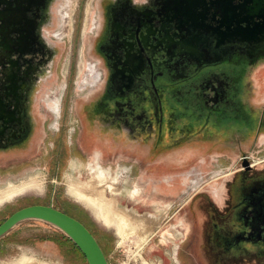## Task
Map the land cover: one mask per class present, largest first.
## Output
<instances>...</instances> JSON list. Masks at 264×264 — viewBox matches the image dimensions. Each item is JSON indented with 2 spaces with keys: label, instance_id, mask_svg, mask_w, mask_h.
I'll use <instances>...</instances> for the list:
<instances>
[{
  "label": "flooded vegetation",
  "instance_id": "flooded-vegetation-1",
  "mask_svg": "<svg viewBox=\"0 0 264 264\" xmlns=\"http://www.w3.org/2000/svg\"><path fill=\"white\" fill-rule=\"evenodd\" d=\"M54 2L0 0V174L9 172V163L23 164L37 134L35 104L60 53L50 34ZM224 2L98 0L88 43L91 66L77 82L81 87L95 80L76 111L79 157L88 147H99L100 159L102 148L110 147L128 162L147 165L180 150L239 155L220 205L197 192L186 209L179 208L188 222L181 264H264V169L254 171L244 150L261 146L264 135V99L255 81L264 66V33L255 29L261 13L243 0ZM229 16L238 20L225 22ZM65 24L70 26L68 15ZM246 29L257 30L255 38L238 36ZM215 31L234 38L208 56V35ZM53 99L56 115L65 113L54 95L48 110L53 113ZM53 144L61 162L60 139Z\"/></svg>",
  "mask_w": 264,
  "mask_h": 264
},
{
  "label": "rangeland",
  "instance_id": "rangeland-1",
  "mask_svg": "<svg viewBox=\"0 0 264 264\" xmlns=\"http://www.w3.org/2000/svg\"><path fill=\"white\" fill-rule=\"evenodd\" d=\"M97 1L74 0L71 9L68 0H55L53 4L50 34L60 53L52 79L42 87L35 104L37 134L25 153L23 164L9 163V172L0 174V190L9 183L20 185L31 179L38 180L40 187L22 191L0 203V222L22 207L50 204L89 226L103 243L108 264H181L179 245L188 222L179 208L186 204V209L197 192L209 195L220 205L224 188L234 175L231 172L240 167L236 164L239 155L180 150L147 165L128 162L110 147L102 148L105 150L102 159L98 158L99 147H88L82 157L76 154L80 144L76 137L80 128L76 111L95 83L94 80L81 87L77 84L81 74L91 66L88 43ZM67 15L69 27L65 24ZM255 81L258 96L263 100L264 66L255 71ZM52 95L59 99L60 108L66 107L65 113L59 110L55 116L48 110L46 103ZM58 138L65 154L57 163L52 146ZM259 144L255 148L244 147L253 159L256 172L264 169V135ZM105 172L112 175V182L104 181ZM225 173L230 175L224 177ZM71 185L82 186L95 197H101V185L109 190L122 186L118 207L124 211L132 208L138 214L155 213L159 221L153 234L141 244L134 234L121 238L117 223L104 222V208L77 199L70 193ZM60 234L57 228L39 220L22 222L0 240V264H21L27 259L32 260L31 264H83L79 256L60 245Z\"/></svg>",
  "mask_w": 264,
  "mask_h": 264
},
{
  "label": "water",
  "instance_id": "water-1",
  "mask_svg": "<svg viewBox=\"0 0 264 264\" xmlns=\"http://www.w3.org/2000/svg\"><path fill=\"white\" fill-rule=\"evenodd\" d=\"M225 4L231 5L233 0H225ZM244 5H256L259 6L260 14V24L255 23V29L259 26V32L264 33V0H243ZM253 10V9H252ZM256 12H258L256 10ZM233 19L229 16L225 18V22H231ZM246 22H252L253 18H245ZM240 21V20H239ZM258 32V33H259ZM254 33V34H253ZM238 35V34H237ZM237 35L235 36L237 38ZM257 35V30H245V33H241L238 36L244 37L246 40L255 38ZM234 38V35L227 33L222 34L221 32H212L208 35V56L210 54L211 48H219L224 43L229 42ZM212 46V47H211ZM214 59H208L211 62ZM246 165V161L244 163ZM28 220H39L48 223L55 228H57L61 233L68 237L79 249L86 259L87 264H108V261L102 252L100 246L98 245L95 238L87 230V228L72 218L71 216L65 214L64 212L53 208L52 205H30L13 212L9 217H7L0 224V238L8 234L15 226L18 224L28 221Z\"/></svg>",
  "mask_w": 264,
  "mask_h": 264
},
{
  "label": "bare ground",
  "instance_id": "bare-ground-1",
  "mask_svg": "<svg viewBox=\"0 0 264 264\" xmlns=\"http://www.w3.org/2000/svg\"><path fill=\"white\" fill-rule=\"evenodd\" d=\"M51 107L54 115L57 116V103L56 101H54V99L52 100ZM97 177L102 181L99 176ZM104 177V181L106 182H111L113 179L109 175H104ZM101 186V197H95L94 195H92L91 192L87 191L86 189H83L82 186H79V189L76 187V185H71L69 190L70 193L77 199L94 207H103L105 211V214L103 215L104 222L107 224L112 222L117 223L118 232L121 238L125 239L129 234H134L138 236L139 244L146 243L148 240V235L153 234L154 228L156 227L159 221L158 216L155 213L151 212H146L145 214H138L132 209H129L127 211L122 210L118 207V201L116 199V194L119 188L115 187L109 190L108 187L103 185ZM39 187L40 182L36 179H31L27 182H22L20 185L9 183L5 189L0 190V203L7 202L11 197H13L17 193L28 190L30 188ZM30 262H32V260L27 259L21 264H31Z\"/></svg>",
  "mask_w": 264,
  "mask_h": 264
},
{
  "label": "trees",
  "instance_id": "trees-1",
  "mask_svg": "<svg viewBox=\"0 0 264 264\" xmlns=\"http://www.w3.org/2000/svg\"><path fill=\"white\" fill-rule=\"evenodd\" d=\"M50 205V204H48ZM47 206V205H46ZM60 211L64 212L65 214L71 216L72 218L76 219L77 221H79L80 223H82L86 228L87 230L92 234V236L95 238V240L97 241L98 245L100 246L102 252L104 253L105 257H106V250L104 248V245L103 243L93 234V232L91 231V229L89 228V226H87V224H85L84 222H82L81 220H79L78 218L72 216L71 214L65 212L63 209H59ZM4 221V220H3ZM1 221L0 224L3 222ZM4 237V236H3ZM2 237V238H3ZM60 237H61V241L60 242V245L65 247L66 250H68V252L70 254H73V255H76V256H79L81 258V261L83 264H87L86 262V259L85 257L83 256V254L79 251V249L76 247V245L68 238L66 237L63 233L60 234ZM0 238V240L2 239ZM107 259V258H106Z\"/></svg>",
  "mask_w": 264,
  "mask_h": 264
},
{
  "label": "crops",
  "instance_id": "crops-1",
  "mask_svg": "<svg viewBox=\"0 0 264 264\" xmlns=\"http://www.w3.org/2000/svg\"><path fill=\"white\" fill-rule=\"evenodd\" d=\"M112 182V181H111ZM116 183V182H115ZM122 188V186L119 188V190H118V192H117V194H116V199H117V201L119 200V191H120V189ZM119 202V201H118ZM121 206V205H120ZM123 207H125V208H129V207H126V206H123ZM129 209H132V208H129ZM132 210H134V209H132Z\"/></svg>",
  "mask_w": 264,
  "mask_h": 264
},
{
  "label": "clouds",
  "instance_id": "clouds-1",
  "mask_svg": "<svg viewBox=\"0 0 264 264\" xmlns=\"http://www.w3.org/2000/svg\"><path fill=\"white\" fill-rule=\"evenodd\" d=\"M134 2H135V0H134ZM148 2H149V0H143V3H144L145 5H147Z\"/></svg>",
  "mask_w": 264,
  "mask_h": 264
}]
</instances>
